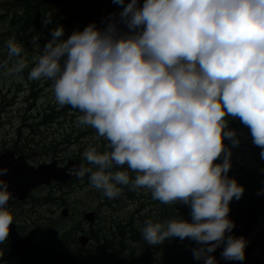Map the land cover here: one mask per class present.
Wrapping results in <instances>:
<instances>
[{
    "label": "clouds",
    "instance_id": "9594fccd",
    "mask_svg": "<svg viewBox=\"0 0 264 264\" xmlns=\"http://www.w3.org/2000/svg\"><path fill=\"white\" fill-rule=\"evenodd\" d=\"M113 2L123 11L103 28L90 23L64 39L56 27L43 49L33 37L39 55L28 78L52 81L57 104L82 113L78 124L95 129L110 149H85L90 166L73 165L69 174L87 176L110 200L124 187L146 189L161 204L189 209L190 219H145L148 246L187 239L199 264H218L212 253L219 248L223 260L243 264L248 241L232 234L229 216L245 191L229 176L231 147L241 141L226 117L249 130L264 160V0ZM51 22L45 13L42 23ZM5 47V74L28 68L23 44L10 38ZM9 171L0 167V244L14 224L3 178Z\"/></svg>",
    "mask_w": 264,
    "mask_h": 264
},
{
    "label": "rangeland",
    "instance_id": "374dc122",
    "mask_svg": "<svg viewBox=\"0 0 264 264\" xmlns=\"http://www.w3.org/2000/svg\"><path fill=\"white\" fill-rule=\"evenodd\" d=\"M13 1L14 0H0V14H6L5 16L7 17H14V11H11V2ZM24 1L32 4H28L24 7ZM35 1L38 2L37 4L41 2V0H34V2L32 0H23L18 5L19 15H17L13 23H11L12 21L10 18L4 21L3 18L0 17V61L7 58L5 42L10 38H15L18 43L24 45V59L28 64V68L24 69L22 73H15L12 75H7L5 74V70L0 69V151L4 148L17 145L18 149L24 154L23 156L28 158L29 162L35 166L50 164L56 160L59 161V163L76 160L80 164L89 166L82 156L83 151L89 147H94L99 152L104 151V142L107 144L108 142L103 137L97 136L95 129L78 124V117L82 115L78 110L71 108V106H60L57 104L52 90V81L43 78L40 80H30L28 78V72L31 67L35 65L39 50L36 49L34 44L33 50H27L26 44L23 43L26 41L27 31L24 30L22 24L26 8L32 7ZM42 6L43 4L41 2V7ZM122 11L123 6L115 3L112 11L106 9L104 13H101L103 16L96 15L87 22L78 21L70 23L64 27V39H67L75 30L82 31L90 23H96L98 28H103L106 26V18L114 16L115 19H119V13ZM62 21L70 22L69 19H64ZM120 28L122 31H127L123 24L120 25ZM38 36L39 40L36 43L39 44L40 49H43L44 45L48 42H44V40H46V34L40 31ZM49 108H54L56 113L51 115L48 113L50 119L49 121L47 119V121H45V119L40 116ZM54 118L56 119L54 120ZM52 120L53 122H50ZM39 123H44V125L39 127ZM235 130L240 137L241 142L239 146L252 145L251 136L248 133L240 132V128H235ZM245 156H247L245 160L251 163V157L248 155ZM243 160L244 154L232 151V168L237 166L235 167V171L240 170L238 165H240ZM260 161L264 164V160L260 158ZM232 168L230 171H232ZM233 174L239 184L245 187L244 193L246 194L242 196V201H244L255 193V189L248 193L245 186L247 183V176L243 174L236 176L234 172ZM83 182L86 183L85 179ZM83 182L82 179H77L71 182L69 186L58 187L57 185H52L40 189L35 195V199L40 203L45 202V204L40 205L38 210L35 209V214L29 217H27L26 214H29V210L33 208L30 206L24 207L19 213L22 217L20 216L17 225H19V227L22 226L28 234H32L37 242L41 240V233L37 232V229H42V233L44 232L43 236L47 237V239L51 237L53 241L59 243V247L65 250L70 249H67L69 242L66 241V239H64V242H61V240L67 233V228H70L71 225L76 229L90 230V228H92V232L97 238L96 243H98L99 240L105 243L108 239L112 240L115 237H118L120 240L119 225L117 224L118 220H124L125 223L129 222L132 215L139 207V204L131 203L124 198L125 204L123 207L121 202H117L116 204L115 199H109L112 206H108L106 205L108 202H101L100 199L101 206L98 198V195H100L99 191L90 186V188H86ZM144 190L145 189H143V191ZM52 192H55V194L51 195L50 193ZM144 194L145 196H149L150 191L147 190ZM48 196L49 198H47ZM148 198L150 199V197ZM51 199L53 200L51 201ZM64 203L69 205V211L72 215L71 221H62L63 218L61 214L63 209H65V207H63ZM239 203L240 201L237 202V204ZM99 206H101L98 211L100 216L98 215L96 224L87 225L83 223V214L88 211L97 210ZM182 206L183 205H174L171 207L173 209L171 211L179 212ZM183 207L189 210L186 206ZM164 209L169 210L167 206L156 208L155 212H151L153 209H148L142 211L140 216L145 217L151 212L145 219L152 218L154 221H162V217L164 216L162 212ZM173 215L175 214H169L168 216ZM113 216L117 217L118 220L113 222L111 220ZM138 218V216H134L133 219L138 220ZM145 219H140L141 221L138 220V222H142V220L144 221ZM136 227L135 225V228ZM139 231L140 234L136 236L128 235L126 238L127 245L132 248V254H136V252L138 254L146 246L150 247L142 239L141 230ZM259 235L262 239L260 253L264 258V223L260 228ZM133 238H136L137 241L134 242V240H132ZM193 247H196L195 242L187 239L181 242L176 239L175 241H165L164 244L154 248H159L161 250L159 260L165 264H196L197 261L193 259L191 253V248ZM212 255L216 258L218 257V254L212 253ZM168 256L171 259L170 262H168Z\"/></svg>",
    "mask_w": 264,
    "mask_h": 264
},
{
    "label": "water",
    "instance_id": "95a60500",
    "mask_svg": "<svg viewBox=\"0 0 264 264\" xmlns=\"http://www.w3.org/2000/svg\"><path fill=\"white\" fill-rule=\"evenodd\" d=\"M58 0H47L48 3H53ZM143 4V0H139ZM61 169L54 162L51 165H42L35 169L29 167L24 159L15 160L13 153H7L0 157V167H9L10 171L4 179L9 181V191L12 192L13 198L24 200L28 194L35 188L41 185H49L52 181L66 182L73 176L68 175L67 171L73 167ZM264 189V187H263ZM12 198V199H13ZM9 201V205L12 203ZM8 205V206H9ZM67 211L64 212L66 214ZM264 214V194H261L255 201L254 205L248 213L242 218L236 219V228L233 230V235L243 236L246 240L251 234L258 219ZM11 249L15 258L21 264H152V260H148L145 256L130 262L119 259L116 255H109L104 249H100L98 254L93 257L84 258L82 256L61 257L56 251L43 249L32 242V239L22 240L16 232V228H10ZM216 251H222V248ZM245 252H248V245ZM218 264H233L240 263L238 261H225L219 259Z\"/></svg>",
    "mask_w": 264,
    "mask_h": 264
},
{
    "label": "trees",
    "instance_id": "16d2710c",
    "mask_svg": "<svg viewBox=\"0 0 264 264\" xmlns=\"http://www.w3.org/2000/svg\"><path fill=\"white\" fill-rule=\"evenodd\" d=\"M93 0H82L80 2H68L67 4H64V8L60 6L51 7L46 4L45 0H41L43 6L41 7V4L37 7L32 5V7H27L26 12L24 13V21L22 24V27H24V30L27 31L26 35V47L27 49H30L33 47V37L36 35H39L40 31L44 32L46 34V40L44 42L51 39V32L56 27L62 26L63 28L71 22H76L75 20L80 18L82 15H88L92 13V6L91 2ZM45 13L51 14V23L45 26L42 21L45 17ZM64 19H69L68 21H62ZM48 120V118H46ZM233 119V118H232ZM235 126H238L240 128V132H247V128L244 127L239 120H236ZM230 129H234L232 126H228ZM261 166V167H260ZM247 183H246V189L249 192H252L253 189H257L258 185L261 184L262 180L264 179V164L262 162L260 165L258 164L255 166L249 174H247ZM253 182V183H252ZM242 185V184H241ZM244 186V185H243ZM126 191L129 193L131 190H129L127 187ZM245 188V187H244ZM125 190L122 192L123 195H126ZM178 216H168L166 219L175 218ZM179 217L184 218L182 213L180 212ZM141 221V220H140ZM163 221V220H162ZM136 223V224H135ZM140 223V224H138ZM135 225L137 226L135 228ZM141 226V227H140ZM143 227V222H133V224L130 226L131 232H129L131 236H136L137 234H140L141 228ZM123 229V226H121ZM124 230V229H123Z\"/></svg>",
    "mask_w": 264,
    "mask_h": 264
},
{
    "label": "flooded vegetation",
    "instance_id": "af4514ba",
    "mask_svg": "<svg viewBox=\"0 0 264 264\" xmlns=\"http://www.w3.org/2000/svg\"><path fill=\"white\" fill-rule=\"evenodd\" d=\"M7 151H12L16 154V158L21 156L19 149L17 147H11V148H5L3 151H0V155ZM22 204H15V206L12 208L13 209V216L14 219L19 220L20 216L19 215L20 211H22ZM35 209H30L29 214H26L27 217L32 216L34 213ZM91 231H93L92 228H90ZM38 243L45 247H52L53 249L57 250L61 255H83V256H89L92 255L96 252L98 246H100V243H96L95 235L93 232L89 234L88 232L82 236V238H79L77 241H70L69 246L67 247L70 248L68 250L63 249L62 247H59V243L53 241L52 239H41ZM7 248L10 250V245L7 246ZM107 248L109 252H114L118 254L120 257L125 258V259H133L137 256H139L146 248L147 246L141 250L138 254H132L131 252V246L127 245L126 240L124 242H118L115 239L110 240L107 244ZM1 249V247H0ZM2 249L0 253V264H18L17 262H14V259L12 258L11 251L9 252L8 250ZM154 256L157 258L158 255L155 254L156 250L154 251ZM156 261V259H155ZM158 260L156 261L157 264Z\"/></svg>",
    "mask_w": 264,
    "mask_h": 264
},
{
    "label": "bare ground",
    "instance_id": "6f19581e",
    "mask_svg": "<svg viewBox=\"0 0 264 264\" xmlns=\"http://www.w3.org/2000/svg\"><path fill=\"white\" fill-rule=\"evenodd\" d=\"M23 0H20V1H18V5L22 2ZM33 2H34V0H32ZM38 2L37 1H35V6L37 7L38 5H40L41 4V2L39 3V4H37ZM28 4H32V3H29V2H25L24 1V7L25 6H27ZM53 8V7H52ZM14 12H16L17 11V7H14V10H13ZM0 17H2L3 18V20L4 21H7L9 18L11 19V23H13L14 21H15V19H16V17H10V16H5V15H1ZM23 43H25V42H23ZM28 48V47H27ZM34 49V45H33V47L32 48H30V49H27V50H33ZM57 117V116H56ZM45 121H47V120H45ZM82 138V137H81ZM80 140V139H79ZM227 143H228V145H229V147H231V145H230V142L229 141H227V140H225ZM104 145H105V147H104V151H108V150H110V149H108V147H107V143L106 142H104ZM241 146H244V145H241ZM241 146H236V147H231V151H236V152H239V151H242L243 153H244V155H247L245 152H244V150L243 149H239L238 150V148L239 147H241ZM247 146H249V148L251 149V150H253V151H256V152H258V154H259V156H260V149L258 148V147H255V146H253V145H247ZM234 149V150H233ZM104 151H100V152H104ZM242 152H239V153H242ZM242 153V154H243ZM132 175H134V174H132ZM231 177H234V174H233V172L232 171H230V174H229ZM236 176H239V174H237L236 173ZM85 179V182H86V184H88V180H87V176H85L82 180H84ZM264 182V181H263ZM126 191V188H123L122 189V192L123 191ZM147 190L145 189L144 191H143V189L142 190H138V191H130L129 193L127 192L126 193V195H123L122 194V192H121V195L119 196V197H117V198H115V203L117 204V202H121L122 204V207L124 206V198L127 200V201H129V202H133V203H137V204H139V207L136 209V211L134 212V214L132 215V218L129 220V222H127V223H124L122 226H123V229H124V232L127 234V235H129L130 233L129 232H131V229H130V226L133 224V222H138V220H140L139 218H138V220H135V219H133L134 218V216H139V214L141 215V212L142 211H145V210H148V209H153L151 212H155L156 211V208H160V207H165V206H167V208L169 209V210H167V209H164L163 210V214H164V216L162 217V220H164L169 214H175V216H179L180 215V212L181 211H179V212H175V211H171V210H173L171 207L172 206H174V205H167V204H159L158 202L159 201H156V202H148V203H144V202H142L140 199L141 198H146V199H149L148 197H145L144 195L145 194H143V193H145ZM148 191H150V190H148ZM100 193V192H99ZM151 193V192H150ZM123 196H125V197H123ZM99 197H100V199H101V202H108L106 205H108V206H112V203L110 202V200L108 199V198H106V197H103L102 196V193H100V195H99ZM151 199V198H150ZM108 206H106V207H108ZM65 211H67V212H70L69 211V209L68 208H65V209H63V212H65ZM151 212H149L145 217H143V216H141L143 219H145L148 215H150L151 214ZM98 215L100 216V214L98 213ZM96 224V222H94L93 224H91V225H95ZM136 224V223H135ZM129 236H131V235H129ZM130 238V237H129Z\"/></svg>",
    "mask_w": 264,
    "mask_h": 264
}]
</instances>
